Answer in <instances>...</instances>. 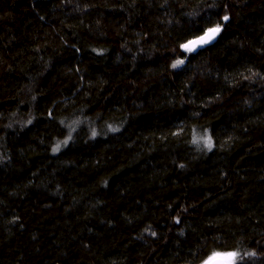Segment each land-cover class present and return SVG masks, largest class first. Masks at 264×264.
Instances as JSON below:
<instances>
[{
	"label": "trees",
	"instance_id": "obj_1",
	"mask_svg": "<svg viewBox=\"0 0 264 264\" xmlns=\"http://www.w3.org/2000/svg\"><path fill=\"white\" fill-rule=\"evenodd\" d=\"M215 253L264 264V0H0V264Z\"/></svg>",
	"mask_w": 264,
	"mask_h": 264
},
{
	"label": "snow or ice",
	"instance_id": "obj_2",
	"mask_svg": "<svg viewBox=\"0 0 264 264\" xmlns=\"http://www.w3.org/2000/svg\"><path fill=\"white\" fill-rule=\"evenodd\" d=\"M228 17L225 16L224 20H227ZM220 32V26L217 25L214 28L208 29L205 34L201 37H198L194 40L188 41L187 44L181 45V48L185 49L187 52H194L199 47H202L205 44L210 43L216 35ZM184 63V60H177L172 67H177ZM206 144L209 148L212 146L211 138L206 140ZM59 149V145H57V149ZM236 257V253H215L209 261L205 262V264H234V259Z\"/></svg>",
	"mask_w": 264,
	"mask_h": 264
},
{
	"label": "clouds",
	"instance_id": "obj_3",
	"mask_svg": "<svg viewBox=\"0 0 264 264\" xmlns=\"http://www.w3.org/2000/svg\"><path fill=\"white\" fill-rule=\"evenodd\" d=\"M109 131L116 132V131H119V129L113 127V128H110ZM92 135L95 136V135H97V133H96L95 131H93ZM211 142H212V140H211ZM207 147H208V146H207ZM212 147H213V143H212L211 148H212ZM211 148L208 147V149H211ZM247 255H255V252H249V253H247Z\"/></svg>",
	"mask_w": 264,
	"mask_h": 264
},
{
	"label": "water",
	"instance_id": "obj_4",
	"mask_svg": "<svg viewBox=\"0 0 264 264\" xmlns=\"http://www.w3.org/2000/svg\"><path fill=\"white\" fill-rule=\"evenodd\" d=\"M204 34H205V32H204V33H202L201 35L197 36V37H194V38L190 39V40H194V39H196V38H198V37H201V36H203ZM215 38H216V37H215ZM215 38H214V39H215ZM214 39H213V40H214ZM190 40H188V41H190ZM213 40H212V41H213ZM188 41H187L185 44H187V43H188ZM212 41H211V42H212ZM211 42H210V43H211ZM208 44H209V43H208ZM205 45H207V44H205ZM205 45H203L202 47H204ZM202 47H199L198 49H201ZM198 49H197V50H198Z\"/></svg>",
	"mask_w": 264,
	"mask_h": 264
}]
</instances>
